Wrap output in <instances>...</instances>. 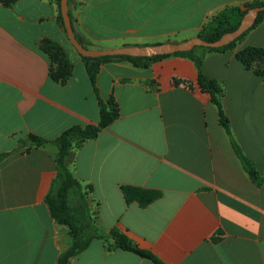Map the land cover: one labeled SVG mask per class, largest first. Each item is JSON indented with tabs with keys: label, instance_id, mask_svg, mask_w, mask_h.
<instances>
[{
	"label": "crops",
	"instance_id": "obj_1",
	"mask_svg": "<svg viewBox=\"0 0 264 264\" xmlns=\"http://www.w3.org/2000/svg\"><path fill=\"white\" fill-rule=\"evenodd\" d=\"M254 1L264 0H70L68 11L77 36L99 50L183 42L223 8ZM57 14L49 0L0 2V264H57L72 242L70 227L52 220L44 203L55 176L52 141L74 125H97L99 107ZM44 41L64 56L51 58ZM247 47L264 50V18L232 50L207 54L201 71L219 89L252 176L190 60L102 65L98 95L118 118L74 146L69 161L102 233L116 230L164 264H264V74L255 73L262 63L246 68L236 59ZM66 72L62 83L51 77ZM35 138L46 142L32 145ZM124 186L160 197L145 207L126 203ZM68 264L153 263L106 237Z\"/></svg>",
	"mask_w": 264,
	"mask_h": 264
},
{
	"label": "trees",
	"instance_id": "obj_2",
	"mask_svg": "<svg viewBox=\"0 0 264 264\" xmlns=\"http://www.w3.org/2000/svg\"><path fill=\"white\" fill-rule=\"evenodd\" d=\"M16 0H0L5 6H11ZM53 2L58 9L56 22L58 27L66 36L63 30V22L59 10L60 0H49ZM70 1V0H68ZM264 6V1H254L244 4L241 7H225L216 13L206 24L201 28L197 37L207 42H213L219 39L223 34L233 31L237 28L241 18L248 9ZM71 22V27L78 43L85 49H89L83 40L79 38L73 27V18L68 11ZM264 18V12H260L254 24L246 30L241 36L229 44L219 48H203L195 47L188 52H178L170 55H160L154 57H128V56H103V57H83L79 55L88 79L93 88L94 94L98 101L99 107V122L97 125L79 126L74 125L64 130L52 143L56 146L57 152L55 155V176L50 182L49 190L44 198V203L48 209L49 215L58 224L67 225L71 229L72 242L70 247L60 253L57 259V264H68V260L84 251L91 240L104 239L109 237L114 242V247L137 255L142 259L149 260L153 264H164L152 252L138 248L122 233L111 230L109 233H102L94 224L90 209L87 203L86 194L82 191L81 185L73 177L69 170V161L73 156L74 146L80 145L86 140H94L98 137L99 132L111 124L118 118V110L116 105L110 101L105 104L98 95L96 87V76L98 75L102 65L108 62H127L134 68L147 69L152 61L165 59L169 57H182L190 60L197 70V86L209 97L210 102L216 107L218 114V123L224 129L229 137L230 145L234 154L240 161L242 168L250 173L253 168L248 163L240 146L232 138L230 133L229 121L224 115L219 99V89L216 83L206 78L202 71L201 65L207 54L219 53L232 50L236 44L241 41L253 28H255ZM54 49V53H50V57L64 56L60 48L50 41H44L43 50L48 52L49 49ZM236 59L240 61L246 68H250L251 61L262 63V68L255 70L256 74H264V50L261 48L247 47L236 53ZM68 72L63 74H51L54 81L58 83L64 82ZM46 141L35 138L32 145H41ZM256 177L253 176L252 179ZM121 194L126 203L135 202L140 207H145L160 197V192L157 190L144 189L140 187L124 186L121 187Z\"/></svg>",
	"mask_w": 264,
	"mask_h": 264
},
{
	"label": "water",
	"instance_id": "obj_3",
	"mask_svg": "<svg viewBox=\"0 0 264 264\" xmlns=\"http://www.w3.org/2000/svg\"><path fill=\"white\" fill-rule=\"evenodd\" d=\"M68 0H60L59 10L63 22V30L66 33V37L74 48V50L83 57H103V56H128V57H154L160 55H170L178 52H188L195 47L203 48H219L229 44L230 42L241 36L246 30L251 28L254 24L257 15L260 12H264V6L254 7L248 9L240 20L239 25L233 31L223 34L219 39L213 42H207L199 37H194L183 42L173 43L166 42L155 45L147 46H124L114 49H99L90 50L82 47L75 38L73 33L70 18L68 15L69 8ZM250 173L249 176H252Z\"/></svg>",
	"mask_w": 264,
	"mask_h": 264
}]
</instances>
